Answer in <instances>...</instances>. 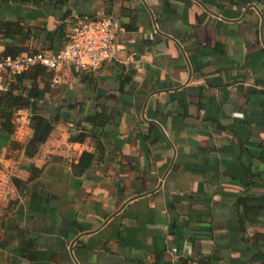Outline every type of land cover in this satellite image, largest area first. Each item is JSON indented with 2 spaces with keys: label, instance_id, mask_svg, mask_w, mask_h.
Listing matches in <instances>:
<instances>
[{
  "label": "crops",
  "instance_id": "crops-1",
  "mask_svg": "<svg viewBox=\"0 0 264 264\" xmlns=\"http://www.w3.org/2000/svg\"><path fill=\"white\" fill-rule=\"evenodd\" d=\"M108 14L137 27L119 57L65 65L47 94L80 103L72 122L35 157L27 110L0 139V264H264V0H0V22L26 33L0 56L6 42L52 52L60 25ZM95 111L115 117L104 147L71 141Z\"/></svg>",
  "mask_w": 264,
  "mask_h": 264
},
{
  "label": "trees",
  "instance_id": "trees-1",
  "mask_svg": "<svg viewBox=\"0 0 264 264\" xmlns=\"http://www.w3.org/2000/svg\"><path fill=\"white\" fill-rule=\"evenodd\" d=\"M77 22L78 20L73 22V24ZM122 27L130 30L137 28L132 23L124 26L122 25ZM23 30L24 25L19 22H0V42L2 40L1 38H9L12 39V41H15L18 37L22 39L26 38V33H24ZM69 33L66 32L65 26L62 24L50 34V39L58 35L67 42ZM59 49L60 48H53L52 51L57 52ZM38 51L45 50L29 49L6 42L0 58L6 56L18 57L23 54H32ZM87 71L88 70H86V72ZM54 72L55 71L45 66L37 65L22 73L11 76L8 80H2L0 84L1 143H6V141L10 140L15 132V119L19 117L20 111L27 110L29 112V127L31 129V135L24 144V153L27 157H35L40 153L41 148L47 143L53 133L57 122L61 120L72 122L70 110L80 105V103L67 101L63 106H59L56 101H52L47 97L50 91L49 85L51 79L55 74ZM118 78L121 86L128 84L134 88L133 73L122 72L118 75ZM64 107H67L68 110L65 111ZM82 120L85 123L82 124ZM114 121L115 117L113 114L95 111L92 114L86 115L83 119H77L75 122L77 133L71 135L70 139L71 141L84 142L87 138H90L96 143L97 149H100L104 147L102 138L107 133V127ZM86 123L89 124L90 127H88ZM94 159L95 153L84 151L77 165L84 170L92 164ZM2 166L3 165L0 163V169H2ZM12 180L18 188L22 187L24 183L23 180L17 177H13ZM261 206L262 205H258L256 207L261 208Z\"/></svg>",
  "mask_w": 264,
  "mask_h": 264
},
{
  "label": "built area",
  "instance_id": "built-area-1",
  "mask_svg": "<svg viewBox=\"0 0 264 264\" xmlns=\"http://www.w3.org/2000/svg\"><path fill=\"white\" fill-rule=\"evenodd\" d=\"M122 29L120 21L111 14L79 21L71 26L68 41L57 52L38 51L18 57L0 58V84L2 80H8L37 65L53 71H58L65 65L96 71L118 58L125 49L118 38ZM150 36L153 38V34Z\"/></svg>",
  "mask_w": 264,
  "mask_h": 264
},
{
  "label": "rangeland",
  "instance_id": "rangeland-1",
  "mask_svg": "<svg viewBox=\"0 0 264 264\" xmlns=\"http://www.w3.org/2000/svg\"><path fill=\"white\" fill-rule=\"evenodd\" d=\"M73 70V69H72ZM58 75L57 72H55L54 76L52 77L51 79V83L49 85V88H50V91H49V96L51 97L53 94H54V90L57 88V85L56 82H55V79H56V76ZM28 127L29 125L28 124H24L23 122L22 123H19V127H18V134L19 136L23 137V138H26L27 139L29 138V134H28Z\"/></svg>",
  "mask_w": 264,
  "mask_h": 264
}]
</instances>
